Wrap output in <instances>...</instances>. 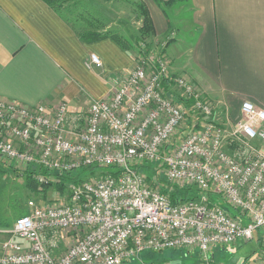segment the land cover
I'll use <instances>...</instances> for the list:
<instances>
[{"label":"built area","instance_id":"1","mask_svg":"<svg viewBox=\"0 0 264 264\" xmlns=\"http://www.w3.org/2000/svg\"><path fill=\"white\" fill-rule=\"evenodd\" d=\"M145 47L139 43L134 67L112 80L109 97L84 111L0 99V161L20 174L35 167L39 185L81 168L109 170L71 185L57 206L30 203L26 215L0 228V264H124L164 250L197 251L199 264H211L213 249L255 235L264 264V109L244 102L233 120L190 80L172 75L163 54ZM87 66L102 63L91 54ZM143 164L193 193L172 203L139 170ZM71 231L73 243L58 253Z\"/></svg>","mask_w":264,"mask_h":264},{"label":"crops","instance_id":"2","mask_svg":"<svg viewBox=\"0 0 264 264\" xmlns=\"http://www.w3.org/2000/svg\"><path fill=\"white\" fill-rule=\"evenodd\" d=\"M132 1L146 8L154 31L149 43L156 45L150 49L163 51L172 75L189 79L233 120L244 102L264 109V0H183L170 7L169 0ZM91 54L102 68H88ZM137 57L136 49L109 38L83 42L42 0H0V99L84 111L109 97L112 80L123 79ZM169 94L180 101L173 88Z\"/></svg>","mask_w":264,"mask_h":264},{"label":"rangeland","instance_id":"3","mask_svg":"<svg viewBox=\"0 0 264 264\" xmlns=\"http://www.w3.org/2000/svg\"><path fill=\"white\" fill-rule=\"evenodd\" d=\"M139 6L140 2L132 0H74L73 3L68 2L65 4L62 14L76 30L97 29L102 31L105 29L120 38L130 49H136L139 52L138 42L142 41L149 53H155L151 49L156 48V45L149 43V39L146 40L145 38L135 43L140 27ZM165 58L170 69L172 63L169 62L167 57ZM198 90L200 91V89ZM190 120L195 119L190 117ZM151 165L155 166L154 164ZM108 171L105 168H97L94 169L93 176H103ZM141 172L151 182L155 179L156 184L154 186L163 194L173 195L174 190H177V188L164 182L155 168L153 170L143 168ZM23 175L11 164L0 161V228H10L18 218L26 215L30 210V203L38 206H57L67 199L70 186L74 184L67 183L62 192L52 187L45 192H42L43 189L38 188L36 193H31L25 186ZM74 175H76L75 180L82 179V170L74 171ZM211 200L232 216H240L239 212L220 197L212 196ZM242 220L245 219L242 217ZM74 236L73 231L67 233L66 240L59 244L58 253H63L73 243ZM259 251L260 242H258L255 235V239L250 242L240 241L235 245L224 248L219 246L213 249L209 256L211 264H259ZM200 258L201 256L197 251L192 253L178 250L144 251L125 264H199Z\"/></svg>","mask_w":264,"mask_h":264},{"label":"trees","instance_id":"4","mask_svg":"<svg viewBox=\"0 0 264 264\" xmlns=\"http://www.w3.org/2000/svg\"><path fill=\"white\" fill-rule=\"evenodd\" d=\"M42 1L46 5H48L50 8H52L54 11H56L57 13H59L61 15L62 10H64L63 7L65 6V4L68 2L73 3L74 0H42ZM180 1H183V0H169L168 2H166L164 4H165V6L170 7L172 5L179 3ZM139 11H140V19L139 20L141 21V25L138 29V36L135 39V43H137L138 40L150 38L151 36H153V33H154L151 19H150L149 15L146 11V8L142 4H140V6H139ZM76 31H77V34L80 37V39L86 43H94V42L109 38L112 41H114L116 44H118L120 47H122L123 49L128 48V46L125 42H123L120 38H118L116 35L111 34L110 32L102 33L100 31H98L97 29L96 30L82 29V30H76ZM141 42L142 41H140V43ZM138 44H139V42H138ZM138 50H139L138 54H140V49H138ZM160 53L163 54V51H160ZM143 55H146V53H143ZM143 168L151 169V170L154 169V167L150 164H143L139 168V170L142 171ZM80 170H82V175H83L82 179L75 180L76 175H74V172H69V173L57 175L58 176V182L55 184H47V185H39V184H37L36 181L33 180L32 175L34 173H36L37 171H39L35 167H29L27 169V171L24 173L23 177L25 180V186L28 188V190L31 193H36L38 191V188L43 189L42 192H45L47 189L52 188V187H55L58 191L62 192V191H64L65 185L67 183H74V184L81 183L85 179L92 176L94 173V169H92V168H81ZM42 174H45V171H43ZM147 180H149V179L147 178ZM162 180L164 182H166L165 179H162ZM174 191H175V193L173 195H169L171 202L174 204L178 201H184V200L188 199L190 194L193 193V191H192V193H190V189H185L183 191H180L177 189ZM1 227H7V226H1Z\"/></svg>","mask_w":264,"mask_h":264}]
</instances>
